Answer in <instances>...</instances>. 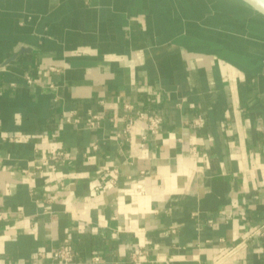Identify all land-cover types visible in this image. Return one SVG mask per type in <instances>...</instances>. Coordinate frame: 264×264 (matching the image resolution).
I'll return each instance as SVG.
<instances>
[{
    "label": "crops",
    "instance_id": "0c3cea01",
    "mask_svg": "<svg viewBox=\"0 0 264 264\" xmlns=\"http://www.w3.org/2000/svg\"><path fill=\"white\" fill-rule=\"evenodd\" d=\"M263 224L264 14L0 0V264H264Z\"/></svg>",
    "mask_w": 264,
    "mask_h": 264
},
{
    "label": "built area",
    "instance_id": "2783aa9c",
    "mask_svg": "<svg viewBox=\"0 0 264 264\" xmlns=\"http://www.w3.org/2000/svg\"><path fill=\"white\" fill-rule=\"evenodd\" d=\"M138 119H144L143 114H138L137 115ZM100 120V116L98 115H89L88 118L85 120L86 126L88 128H95L98 124V121ZM66 121L71 123L74 122L76 123L77 120L72 119V117L68 116L66 117ZM146 123H147V128H148V132L150 134H156L160 125V121L159 119L153 117V116H147L146 119ZM133 121H129L126 125H125V129L123 131V137L125 138L126 141L129 140V135L131 133V127H132ZM63 153L57 152V156H61ZM98 189V188H96ZM261 233L264 231V224L261 226ZM231 253V252H230ZM42 255V254H41ZM228 255V254H227ZM224 257H222L223 259ZM51 259L56 263V264H72L74 262L75 259V254L74 251L72 249V247L69 244H61L60 246H58L52 256Z\"/></svg>",
    "mask_w": 264,
    "mask_h": 264
},
{
    "label": "water",
    "instance_id": "95a60500",
    "mask_svg": "<svg viewBox=\"0 0 264 264\" xmlns=\"http://www.w3.org/2000/svg\"><path fill=\"white\" fill-rule=\"evenodd\" d=\"M245 2H247L248 4H250L251 6H253L256 10L260 11L262 14H264V11L261 10L257 5H255L253 2H251L250 0H243Z\"/></svg>",
    "mask_w": 264,
    "mask_h": 264
},
{
    "label": "rangeland",
    "instance_id": "374dc122",
    "mask_svg": "<svg viewBox=\"0 0 264 264\" xmlns=\"http://www.w3.org/2000/svg\"><path fill=\"white\" fill-rule=\"evenodd\" d=\"M231 254V253H230ZM222 257H224L223 258V260H222V263L221 264H227V263H229V261H230V259H231V257H230V255H224V256H222Z\"/></svg>",
    "mask_w": 264,
    "mask_h": 264
}]
</instances>
